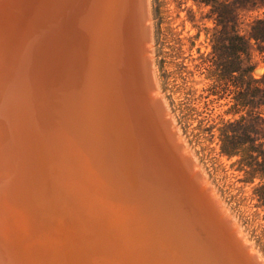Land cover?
I'll return each mask as SVG.
<instances>
[{"label": "bare ground", "instance_id": "obj_1", "mask_svg": "<svg viewBox=\"0 0 264 264\" xmlns=\"http://www.w3.org/2000/svg\"><path fill=\"white\" fill-rule=\"evenodd\" d=\"M153 33L151 0H0V264H264Z\"/></svg>", "mask_w": 264, "mask_h": 264}, {"label": "rangeland", "instance_id": "obj_2", "mask_svg": "<svg viewBox=\"0 0 264 264\" xmlns=\"http://www.w3.org/2000/svg\"><path fill=\"white\" fill-rule=\"evenodd\" d=\"M233 1L151 0L155 61L182 134L264 255V41L248 39L264 6Z\"/></svg>", "mask_w": 264, "mask_h": 264}, {"label": "trees", "instance_id": "obj_3", "mask_svg": "<svg viewBox=\"0 0 264 264\" xmlns=\"http://www.w3.org/2000/svg\"><path fill=\"white\" fill-rule=\"evenodd\" d=\"M238 0H234L233 4H236ZM244 1H252L254 4H260L262 6H264V0H244ZM229 20L227 19L226 22L224 23L223 20L221 21L222 23H224L225 27H229ZM252 32L250 33V37H248V39L250 40L252 37H254L256 40H261L264 41V19H259L255 25L252 26ZM222 33V32H221ZM218 41V40H217ZM212 59L218 63V64H224L223 62H226L228 60V58H226V56L224 55V52L222 51V49H220L219 47L215 48V51L213 53V55L211 56ZM227 75L223 74L221 76L220 79L222 80H226ZM240 94H242V91L240 92ZM237 101H239L242 105H246L245 102L243 100H240V98H236ZM249 122H251V120L249 118H247L246 116H243L238 123L241 125V128H243L244 130H248L249 128ZM263 133L262 131H259V133ZM264 188V186H263Z\"/></svg>", "mask_w": 264, "mask_h": 264}, {"label": "water", "instance_id": "obj_4", "mask_svg": "<svg viewBox=\"0 0 264 264\" xmlns=\"http://www.w3.org/2000/svg\"><path fill=\"white\" fill-rule=\"evenodd\" d=\"M18 233V232H17ZM24 234V233H23ZM21 234L18 233V236H20ZM15 257V256H14Z\"/></svg>", "mask_w": 264, "mask_h": 264}]
</instances>
